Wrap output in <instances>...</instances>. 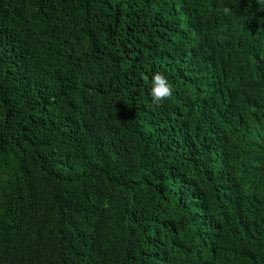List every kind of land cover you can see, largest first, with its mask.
<instances>
[{
  "label": "trees",
  "instance_id": "obj_1",
  "mask_svg": "<svg viewBox=\"0 0 264 264\" xmlns=\"http://www.w3.org/2000/svg\"><path fill=\"white\" fill-rule=\"evenodd\" d=\"M0 264H264V0H0Z\"/></svg>",
  "mask_w": 264,
  "mask_h": 264
},
{
  "label": "clouds",
  "instance_id": "obj_2",
  "mask_svg": "<svg viewBox=\"0 0 264 264\" xmlns=\"http://www.w3.org/2000/svg\"><path fill=\"white\" fill-rule=\"evenodd\" d=\"M222 13L224 15H231L232 10L228 7H223ZM224 36L225 32L218 38L222 39ZM153 41H156V39ZM150 94L155 105H159L162 101L169 99L173 95V87L162 73L157 72L152 76Z\"/></svg>",
  "mask_w": 264,
  "mask_h": 264
}]
</instances>
